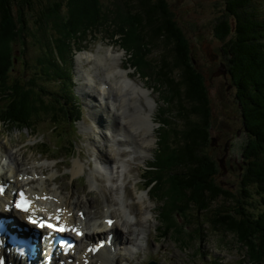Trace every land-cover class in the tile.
<instances>
[{
  "label": "trees",
  "instance_id": "1",
  "mask_svg": "<svg viewBox=\"0 0 264 264\" xmlns=\"http://www.w3.org/2000/svg\"><path fill=\"white\" fill-rule=\"evenodd\" d=\"M256 1L226 0L214 24L246 132L235 190L217 182L226 169L205 151L215 140L209 85L168 0H113L111 5L103 0H0V125L35 132L49 121L54 137L74 127L81 106L71 90L74 56L90 35L110 32L127 51L129 65L165 86L166 99L175 103L173 110L184 122L164 117V140L146 175L148 183L167 194L165 213L179 211L186 219L179 241L187 245L198 237L194 231L201 223L187 217L190 210L207 213L222 197L233 204H224L220 217L209 218L213 229L236 237L245 250L240 264H264V13ZM161 43L165 50L152 57ZM30 46L37 48L32 58ZM67 143L51 149L42 142L38 151L54 154Z\"/></svg>",
  "mask_w": 264,
  "mask_h": 264
},
{
  "label": "rangeland",
  "instance_id": "2",
  "mask_svg": "<svg viewBox=\"0 0 264 264\" xmlns=\"http://www.w3.org/2000/svg\"><path fill=\"white\" fill-rule=\"evenodd\" d=\"M112 1L103 0L104 3L109 5H111ZM168 2L175 19L190 40L193 50L192 54L195 57L197 67L206 76L209 85L213 120L211 136L215 140L213 144L211 143L205 147V151L217 160L225 159L226 171L220 172L217 175V182L222 186L235 190V187L240 186L241 170L238 169V166L239 164L242 165L241 145L246 141V132L243 125L242 112L236 97L237 89L235 86H231V80L226 78L225 59L222 58L220 51L222 41L214 35L216 18L223 14L226 0H168ZM256 2L259 3L260 9L264 13V1L257 0ZM108 35H110V32H98L97 34L90 35L88 40L80 47V49L84 50L77 52L75 56V66L72 67V71L74 79L73 88L77 93L76 95L74 94V98L81 100L83 103V106H80L82 120L79 121L78 119V129L76 131L68 126L67 132L59 137V139L77 140L75 148L77 151L74 157L70 158L65 152H62L63 156L61 159L49 160L46 156L37 152L41 142H46L49 146L53 147L57 141L53 137L52 125L49 121L42 122L43 124L37 127L36 133H32L27 127H13L7 124L0 126V174H7L5 177L11 180L15 168L18 172L17 164L22 167L25 165L30 171H22L18 175V178L23 181L27 178L34 179L33 182L24 186L38 197H41V192H44V190L59 194L62 200L66 199V195L73 193L74 198L78 197L80 200H83V207L85 209L88 207L87 203L92 201V198H95L94 200H96L98 205L96 208L99 209L101 206V211L106 207L101 186L106 185L112 195L111 191L115 192L118 188L117 197L126 195L125 188L129 187L131 191L135 190L134 198L136 201H139L140 193L143 192L142 188L144 187V181L141 179L144 167L153 163L154 156L159 153V149H157L159 147L157 144L158 136L159 144L163 143L164 140V136L160 135L161 122H163L164 117H167L168 119L176 120L178 124L182 125L184 123L181 119L177 118L176 111L173 110L175 103L168 102L166 99L165 86L160 85L161 87H158L159 83L155 82L151 76L145 77L135 70L133 66H128L127 62L130 60L126 52H123L121 45ZM164 48L166 46L162 43L156 46L154 52L151 54L152 57L165 50ZM85 49L86 52L95 54V56L98 54L105 56L108 50L119 54L121 56L120 63L123 68L127 69L129 77L146 87L151 92V96L156 100L153 111V134L155 135V141L149 145L150 151L143 159H137L135 162L129 161V163H125L122 166V169L121 167L119 168L118 173L123 179L118 182L119 187L115 186L116 184L110 186L113 184L109 181L108 176L106 177L107 181H101L99 185H96L98 175L100 177H105V175L103 172L95 174V170L91 171L94 166V157L98 154V149L106 148L105 145L108 143V140L102 136L106 125V114L102 109L106 107H100L99 104L104 95L102 93L106 91L101 90L100 87L106 79L112 85L114 79L112 75L111 77H106L108 76L106 68L103 64H97L96 58L92 57L88 59V56L85 55L86 52H84ZM27 53L32 58L37 54V48L30 46ZM79 54H84V61H79L77 58ZM82 71L83 74L88 71V74L95 77V81H86L80 74ZM53 81L55 82V80ZM84 82L86 83L85 87L82 86ZM91 83L93 84L91 85ZM113 85L110 86L111 92L109 94L114 95L118 101H121V94L117 93V86ZM59 91L61 92V89ZM109 94L107 95L110 96ZM141 101L145 102L143 98ZM128 104L130 105V103ZM125 107L128 106L122 107L124 112L127 111ZM239 131L240 133L238 134L237 132ZM225 144L228 151L224 150ZM14 151L15 153H13ZM59 152H55V154H59ZM236 158H238V162H235ZM122 170H127L128 173L124 174ZM63 174L66 175L63 176ZM14 180L17 181L16 179ZM62 184L65 189H62ZM137 186H141L140 190ZM252 197L255 202H258V195L255 190H253ZM128 198L125 202L130 203L133 197ZM148 200L147 198L145 199L146 205L151 207L154 216L148 221V227H144L145 230L142 228L144 231L142 239L140 238V242L143 244L140 249L142 255L140 260L136 258L132 261L134 264H146L152 259L156 260L158 264H240L243 260L245 250L241 249L236 237L231 233L213 229L209 220L211 216L212 218L220 217L224 213L222 206L224 204L232 205L231 201L220 197L213 202L212 210L207 213L201 212L198 214L197 210L192 208L187 217L199 221L201 224L197 225L198 228L196 227V231H194L198 237L193 240L189 239V244L185 245L183 241H179L180 237L177 236V234L180 235L179 226L172 223V221H175V217L165 218L162 215L161 206L167 200L158 198V192H155ZM114 207L118 208L119 206L115 205ZM115 213H118V216H120L118 211ZM164 221L169 223L170 228L166 237L161 238L156 227L160 228L162 222L164 226ZM178 222L187 224L186 219L181 216ZM191 228L195 230L193 226ZM147 241H149V245ZM127 248H121L122 254L133 258L134 255L126 253ZM130 249L129 247L128 251ZM122 254H120L121 257H119V263L117 264H129ZM103 256L105 258L109 257L110 252L107 251Z\"/></svg>",
  "mask_w": 264,
  "mask_h": 264
},
{
  "label": "bare ground",
  "instance_id": "3",
  "mask_svg": "<svg viewBox=\"0 0 264 264\" xmlns=\"http://www.w3.org/2000/svg\"><path fill=\"white\" fill-rule=\"evenodd\" d=\"M108 52V53H107ZM104 55H96L86 52L85 55L89 58H96L97 64H103L106 68L107 72L106 74L108 77L113 76V83L115 86H117V93L121 94V101H118L114 95L109 94L110 91V85L106 79V81L102 82L101 90L106 91L101 98L100 101V107H106L105 109H102L103 112L106 114V125L104 127V130H107L110 135L103 134L102 136L106 138V148L104 149H98V156L97 160L103 164H114L116 160L122 161L125 157L129 156L133 152L139 153L141 155V158L143 159L146 154L149 153L150 148L149 145H151L155 141V135L154 132V125H153V111H154V103H156V100L151 96V92L144 87L143 85L138 84L136 81H134L132 78L129 77V73L126 69L122 68L121 65V56L114 51L108 50ZM79 61H84V54H79L77 56ZM81 66V64H79ZM82 77L86 79V81H95V77L93 75L88 74V71L83 74V71L80 72ZM93 83H91L92 85ZM86 83L84 82L82 86L85 87ZM113 85V86H114ZM87 87V86H86ZM93 87V86H92ZM96 87V86H95ZM88 88V87H87ZM115 88V89H116ZM93 89V88H92ZM101 92V91H100ZM115 92V93H116ZM108 93L110 96L106 95ZM116 95V94H115ZM101 96V95H100ZM144 99L145 102L143 103L141 99ZM130 103V105L128 104ZM120 106V107H117ZM123 106L127 108V111L124 112V109L122 110ZM135 106V108H134ZM99 147V146H98ZM2 148V147H1ZM103 148V147H102ZM131 148L132 152H129L128 149ZM10 153V152H9ZM15 153V151L13 152ZM17 164V163H16ZM18 166V172L16 171V168L14 170L13 178L17 179L16 186H20V188H24V185L27 183L33 182L34 179L27 178L25 183L22 182L18 178V175L22 171L29 172L30 170L28 167H25V165L22 167L19 164ZM47 168V167H46ZM116 167L103 169L105 171L111 172L115 170ZM97 174L98 171L95 170ZM6 174L2 173L0 174V187H11V182L9 179H7ZM98 180L97 183L101 181V179ZM111 182H116L115 175L112 173L111 177L109 178ZM4 183V184H3ZM8 184V185H7ZM6 185V186H4ZM62 189L64 188V185H61ZM60 187V188H61ZM5 188V190H8ZM14 186L12 187L10 193H9V199L12 198L13 192H14ZM5 190L3 192H5ZM110 189L107 188L106 185L103 187L101 186L102 195H104L105 204L111 203V204H117L116 197L118 195V190L115 192L111 191L113 193L110 194ZM33 192V191H32ZM126 196H133L134 190L131 191L129 187L126 188ZM30 194V193H29ZM42 194V193H41ZM31 195V194H30ZM32 196V195H31ZM56 196L52 195L51 199H48L50 201V205H45L44 209H47L48 206L51 207H61L60 211L57 213H44L39 212L37 210H31L27 214H24V217H32L33 219H39L40 222H44L45 220H50L52 223H56L57 225H70L72 227L82 223H84V230L85 235L81 238V241H85L86 246L95 245L96 242H102V239H105L106 237L104 234H107L110 232V228L107 227L108 220L111 218H115L111 216L113 214V211L105 210L102 211L101 215L96 219V226H92V218L95 214L101 212L96 209L98 206L96 203V200L92 198V201L88 202V207L86 209L83 207L84 202L83 200H80L78 197L74 198L73 193L66 195V199L62 201H58L56 203ZM33 197V196H32ZM73 198V200H71ZM147 198L146 194L142 196L141 203L133 202L130 204V213H134L136 216V220H128L127 218L119 217L117 220H115L113 224V229L116 231L117 235L115 239L112 240V246L116 245L119 247L120 245L122 247H127L129 244H135L140 238H142V234L144 231V227H148V221L152 217V210L151 207L146 205L145 199ZM60 199V198H59ZM89 200V199H88ZM104 203V202H103ZM148 203V202H147ZM36 206V202H35ZM70 206V209L68 207ZM72 206V208H71ZM54 207V208H55ZM105 207V206H104ZM84 208V209H83ZM10 209H12L9 202H5L2 197V191H0V217H3L4 215H9ZM16 210L13 208L12 212H15ZM72 217V220H68L67 217ZM115 216V215H114ZM103 219H106V221ZM28 220V218H27ZM94 223V222H93ZM145 230V229H144ZM150 239V238H148ZM150 241V240H149ZM149 241H147V244L149 245ZM135 242V243H134ZM107 245L108 243L105 242V247L99 251L96 255H93L91 252H88L87 250L82 249L81 253L79 252V262H85L89 261V264H113V263H119V257L117 253L113 252V255L116 257L113 258L112 256H109L105 258L103 256V253L107 251ZM60 247L63 249L64 246ZM124 251V250H123ZM159 252V251H158ZM5 255L4 263L2 264H18L12 253L6 249L0 248V259L1 255ZM107 255V254H106ZM124 256V254H122ZM141 253L136 254L134 258H130L125 256L129 264H134L132 261L136 258L140 260ZM60 258V257H58ZM98 258H100L98 260ZM132 259V260H131ZM69 264H73L70 262Z\"/></svg>",
  "mask_w": 264,
  "mask_h": 264
},
{
  "label": "snow or ice",
  "instance_id": "4",
  "mask_svg": "<svg viewBox=\"0 0 264 264\" xmlns=\"http://www.w3.org/2000/svg\"><path fill=\"white\" fill-rule=\"evenodd\" d=\"M0 191H2V187H0ZM20 196H21V199L18 200V201L16 202V207H18V208H22V209H24V210H27V205H28L30 202L27 201L26 199H24V194H23V192H21ZM28 219H29L32 223H36V222H37V221L34 220L32 217H29ZM108 223L111 224L112 221H108ZM40 226H41V227H44V222H41V223H40ZM48 226H49V227H53V228L56 227V225H51V224H49ZM59 230H60V231H63V230H64V226L61 225V226L59 227ZM77 234H79V232H78ZM99 246H100V245H97V247H99ZM93 250H95V249H93ZM0 264H2V262H0Z\"/></svg>",
  "mask_w": 264,
  "mask_h": 264
},
{
  "label": "water",
  "instance_id": "5",
  "mask_svg": "<svg viewBox=\"0 0 264 264\" xmlns=\"http://www.w3.org/2000/svg\"><path fill=\"white\" fill-rule=\"evenodd\" d=\"M224 73H226V72H224ZM226 151H228V148L227 147H226ZM220 164H221V167H223L224 169H226L225 159H220ZM147 264H158V263L156 261H154V260H151Z\"/></svg>",
  "mask_w": 264,
  "mask_h": 264
},
{
  "label": "flooded vegetation",
  "instance_id": "6",
  "mask_svg": "<svg viewBox=\"0 0 264 264\" xmlns=\"http://www.w3.org/2000/svg\"><path fill=\"white\" fill-rule=\"evenodd\" d=\"M235 162H238L237 158L235 159Z\"/></svg>",
  "mask_w": 264,
  "mask_h": 264
}]
</instances>
